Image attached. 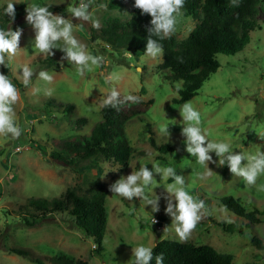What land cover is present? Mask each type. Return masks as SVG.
<instances>
[{"label":"rangeland","instance_id":"rangeland-1","mask_svg":"<svg viewBox=\"0 0 264 264\" xmlns=\"http://www.w3.org/2000/svg\"><path fill=\"white\" fill-rule=\"evenodd\" d=\"M7 2L0 0V6ZM12 2H23L25 7L47 6L54 15L71 19L75 38L91 54L105 57L106 63L103 67L93 66L92 72L81 77L74 64L62 60L65 53L59 49L52 50L53 56H45L35 49V31L26 22L27 14L9 23L7 30L23 29L18 55L8 62L6 73L15 79L14 84L20 90V100L13 107L22 134L15 140L0 136V264H50L47 260L35 263L26 254L9 252L8 246L22 247L38 256L65 254L84 259L88 264H132L133 249L140 245L150 247L155 240L163 238L166 226L167 238L180 241L172 218L165 214L163 197L167 193L162 184L173 183L171 178L160 184V175H155L160 186L154 185L151 194L161 196L160 210L155 213L151 205H144L139 198L129 201L109 191V186L121 176L126 177L141 166L151 170L154 164L175 168L177 174L184 176L186 190L198 200H207L205 205L212 214L199 222L188 242L209 244L217 251L231 253L229 264H264V248L251 243L252 236L264 242V192L247 187L242 178L230 172L227 164L217 167L209 163L213 172L201 179L206 169L185 150L180 115L182 105L191 102L200 111L201 127L210 140L228 142L236 153L264 152V139L259 136L264 133V0L256 4V26L248 31L247 42L233 53L216 52V69L202 81L193 96L180 102L172 100L178 97L181 82L164 78L167 71L159 67L162 58L153 59L146 51L134 53L110 47L99 38L91 39L89 22L79 27L81 22L67 11L79 0ZM102 3L108 5L107 10L98 7ZM91 10L101 26L110 17L125 22L130 17L131 5L130 0H94ZM197 20L183 13L173 38L174 45L188 35ZM125 51L133 54L132 60L125 57ZM25 64L35 73L44 70L53 75L52 83L34 75L25 88L21 75ZM0 73L5 74L2 66ZM112 73L119 79L109 82L107 76ZM113 87L121 98L135 95L148 104L143 112L124 122L129 144L127 160L118 163L98 156L78 160L64 151L59 152L66 160L53 158L50 154L59 150V142L79 139L89 133L93 123L100 119V98ZM48 88L53 89L51 96L45 95ZM165 125H168L169 138L160 130ZM149 136L155 145L150 144ZM210 155L218 161L214 152ZM261 184L264 176L257 181V185ZM66 190L83 197L98 190L105 193V228L98 252L93 238L76 227L67 212L52 211L43 218L33 219L38 213L22 206L28 197H58ZM226 194L238 197L246 210L257 208V221L248 223L222 205L219 198ZM29 211L27 219L33 220V224H26L23 219V214ZM154 216L160 219L159 223H152ZM219 221L233 222L236 229L223 230Z\"/></svg>","mask_w":264,"mask_h":264},{"label":"trees","instance_id":"trees-1","mask_svg":"<svg viewBox=\"0 0 264 264\" xmlns=\"http://www.w3.org/2000/svg\"><path fill=\"white\" fill-rule=\"evenodd\" d=\"M257 2L258 0H238V5L234 6L232 0H185L182 12L198 19L188 35L178 45H174L175 33L163 40L153 37L163 45L164 53L159 67L167 71L164 78L181 82L177 89L178 97L173 98L172 101L180 102L196 93L202 81L218 66L216 52L233 53L247 42L248 31L256 26ZM7 3L0 6V29L4 30H7L11 22L10 17L4 13ZM130 5V17L125 22L110 17L97 31H94L91 25L87 26L91 39L99 38L110 47L122 48L134 53L145 51L147 28L151 27V17L147 14L142 15L140 10L134 7V0H130ZM14 7L16 18L27 14L23 2L14 4ZM2 69L8 76L7 68L2 66ZM10 80L15 82L13 77ZM147 106L148 104L140 99L139 103H121L118 108L99 107L100 119L93 123L87 135L79 139L59 142V150L50 155L64 161L66 159L59 152L64 151L78 160L98 156L124 163L129 156L124 122L129 117L143 112ZM148 139L151 145H155L151 136ZM104 195L103 191L98 190L89 197H83L66 190L58 197H28L22 206L34 209L38 213L34 218L31 214L33 219L43 218L44 214L52 211L67 212L71 215L74 225L93 238L98 252L105 228ZM201 200L207 201L206 198ZM219 200L228 210L244 217L248 223L257 221L255 216L257 208L246 210L238 197L226 194L220 196ZM29 213L30 211L24 213L23 219L26 224H33V220L27 219ZM219 224L223 230L236 229L233 222L225 224L219 221ZM237 229L241 231V227ZM251 243L258 248H264V242H261L257 236L251 237ZM150 248L154 257L152 264H155V256L161 253L164 255V264H229L232 258L231 253L217 251L209 244L180 242L164 237L155 240ZM6 250L20 255L26 254L35 263L47 260L50 264H88L84 259L65 254L38 256L18 246H8Z\"/></svg>","mask_w":264,"mask_h":264},{"label":"clouds","instance_id":"clouds-1","mask_svg":"<svg viewBox=\"0 0 264 264\" xmlns=\"http://www.w3.org/2000/svg\"><path fill=\"white\" fill-rule=\"evenodd\" d=\"M94 0H79L75 6H69L67 9L71 16L79 20V27H83V22L91 23L92 27L99 29L100 23L93 18L92 4ZM233 5H238V0H232ZM14 2L9 0L4 13L10 17L11 23L15 21L16 9ZM185 0H134V7L139 9L141 14H147L151 17V27L147 28L146 54L153 59L162 58L164 49L159 40L170 38L177 30L179 18L182 17ZM100 9L107 10V4H99ZM27 15L26 22L32 26L35 31V49L45 56H53V49H59L65 56L62 60H67L76 66L77 73L84 77L87 73L93 71V66L103 67L106 58L91 54L85 45L80 43L73 35L74 24L71 19H65L62 15H54L47 6L36 4L27 5L25 9ZM23 29L16 28L12 30L0 29V66L8 68V62L18 55ZM158 39H153V37ZM62 42V43H61ZM125 57L133 59V54L125 51ZM7 57V59H6ZM22 83L27 88L33 76H37L48 84L53 81V75L47 71L41 70L35 73L27 64L22 66ZM119 77L112 73L107 76L109 82L118 80ZM53 89H45V95L51 96ZM20 100V90L15 86L10 78L0 73V136L9 137L12 140L18 139L22 134V128L17 122V115L14 105ZM140 98L135 95H126L121 98L120 92L113 87L110 92L102 96L99 100L101 108H118L121 103H139ZM182 130L181 135L185 137V150L196 159V163L205 167L206 172L201 175V179L212 174L209 163L216 164L217 167L227 164L230 172L242 178L247 187H257L259 191L264 192V184L257 185V181L264 176V152L258 151L255 154H246L243 152H234L228 142H214L208 138V134L202 129L201 113L191 102H185L181 109ZM165 135L170 137L168 125L160 129ZM264 139V133L259 135ZM215 153L218 161L213 160L210 153ZM246 161V163H242ZM107 174V173H106ZM105 174V175H106ZM159 174L161 181H167L171 178L173 183H163L167 193L163 198L166 201L165 214L172 218L174 230L180 242H187L199 222L210 216L212 213L206 207L203 200H198L186 190L185 179L183 175L177 174L175 168L161 167L152 165L150 170L147 166H141L126 177L121 176L109 186V191L129 201L133 198H139L144 205H151L152 212L160 210L159 201L161 196L154 191L153 186L159 185L155 175ZM175 201V203H174ZM152 223H156L153 218ZM168 227L164 228V238L168 236ZM134 260L132 264H152L153 250L150 247L140 245L133 249ZM155 264H164V255L155 256Z\"/></svg>","mask_w":264,"mask_h":264},{"label":"built area","instance_id":"built-area-1","mask_svg":"<svg viewBox=\"0 0 264 264\" xmlns=\"http://www.w3.org/2000/svg\"><path fill=\"white\" fill-rule=\"evenodd\" d=\"M153 218L155 219L156 224L159 223L160 219H159L158 217H156V216L152 217V218H151L152 221H153Z\"/></svg>","mask_w":264,"mask_h":264}]
</instances>
